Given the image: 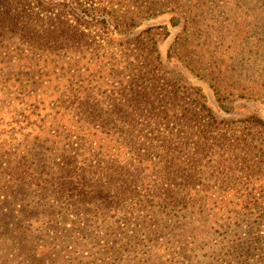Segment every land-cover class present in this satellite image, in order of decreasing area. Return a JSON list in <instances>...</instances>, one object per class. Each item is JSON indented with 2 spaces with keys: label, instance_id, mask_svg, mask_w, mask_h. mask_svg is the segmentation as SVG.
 <instances>
[{
  "label": "trees",
  "instance_id": "1",
  "mask_svg": "<svg viewBox=\"0 0 264 264\" xmlns=\"http://www.w3.org/2000/svg\"><path fill=\"white\" fill-rule=\"evenodd\" d=\"M168 1L134 0L118 25L127 20L134 23L145 11L156 13ZM52 4V0H48L45 6L37 8L36 13L30 11L28 14L24 9L20 10L18 2L0 0L1 75L9 76L16 67L27 63L26 69L39 76L40 84H31L30 99L35 106L31 105L26 111L42 126L26 122L24 130L30 133L35 129L48 128L57 132L59 129L72 132L74 136L90 135V132L105 135L103 131H112L115 135L118 132L125 138L123 149L127 148L126 158L132 159L133 166L123 169L124 172L118 168H105L93 174L92 182L99 185L115 183L121 181L117 178L119 175L148 183L154 178L158 189L151 197L173 201L172 209L178 212L163 210L141 216L139 222L151 225L146 228L148 232H139L136 229L139 222L131 224L132 219L123 212H102L96 217L86 210L82 205V193L64 187L59 181L62 177L59 164L54 165L56 174L50 176L45 170H39L38 174L33 168L43 166L42 156L33 153L32 149L29 151L31 156L18 159L0 151V182L9 180L26 186L25 190L23 185L16 184V188L10 190L13 208L9 207L10 212H7L8 208L0 212V264H60L63 246L73 244L78 248L88 234L94 243L92 264H221L232 259L239 260V264H264V233L258 231L264 223V158L258 163L254 160V150L263 147L264 138H255L251 131L245 135L216 132L221 127L200 88L193 93L198 103L188 101L187 108L171 104L170 108L164 109L171 113L170 116H160L164 112L154 104L149 105L152 111H157L156 114L146 117L136 127L134 116L140 112L139 99H134L132 104L121 100L122 104L116 105L111 101L109 104L99 101L92 104L90 99L83 98L80 102H71L70 107L65 106L62 99L72 100L80 90L73 87L71 79L64 81L56 73L71 72V67L85 61L86 57L71 55L67 51L62 53L66 49L64 45H68L65 42L75 41L72 30L78 28L70 29L57 18H44V13L55 8L56 3ZM97 9L93 10L101 16L103 11L100 13ZM82 13L92 17L91 12L77 4L74 14L78 19H84ZM106 59L96 62L98 74L114 67L111 59ZM65 83L67 85H62ZM140 84L138 79L134 80L137 88ZM2 91L0 88L3 95ZM135 96L150 97L144 91L136 92ZM198 106L207 112V118L198 119L190 113ZM73 111L82 116L76 122H73ZM126 112L128 119L124 118ZM47 117L49 120L45 121ZM242 123L261 128L264 135V121L249 118ZM229 124L224 123V127ZM3 125L0 122V128ZM19 134L25 137L24 131ZM108 143L103 145L108 148L103 152L104 159L119 158L122 147L111 156ZM3 146L0 144V148ZM75 150L70 147L66 154L70 156ZM155 154L159 159L156 164L149 157ZM68 159L71 158L62 160ZM258 181H262L261 184ZM104 187L99 188L105 191ZM257 192H260L258 196ZM31 195L39 198L34 204ZM67 197L73 202L70 205L75 207L55 210L54 206L66 203ZM114 198H119L118 194ZM23 208L29 211L24 212ZM41 221L43 224L39 226ZM93 225L96 226L94 230ZM126 226H131V235L124 229ZM142 233L144 239L138 236ZM217 238L222 239L214 242ZM110 241L115 245L108 246ZM126 241L128 245H125ZM254 256H257L254 262H246ZM90 259L91 256L87 258Z\"/></svg>",
  "mask_w": 264,
  "mask_h": 264
},
{
  "label": "rangeland",
  "instance_id": "2",
  "mask_svg": "<svg viewBox=\"0 0 264 264\" xmlns=\"http://www.w3.org/2000/svg\"><path fill=\"white\" fill-rule=\"evenodd\" d=\"M12 1L18 2L20 10L24 9L28 14L30 11L36 13L41 5L37 2L44 4L41 6L48 2ZM132 1L52 0V5L56 3L55 8L44 13L43 17L62 20L70 29L75 26L78 28L72 30L75 41L65 42L64 44L68 45H64L66 49H63L62 53L67 51L71 55L86 57L85 61L72 66L71 72L56 73L57 76L63 77L64 81L71 79L73 87L80 90L72 100L62 99L65 106L70 107L71 102H80L83 98L90 99L92 104L98 101L109 104L111 101L116 105L122 104V101L132 104L134 99H139L140 112L134 116L136 127L146 117L156 114L157 111H152L149 105L154 104L158 110L163 111L164 114L160 116H170L171 113L164 109L170 108L171 104L187 108L188 101L198 103L199 100L195 101L193 93L196 88H200L208 98L207 106L211 108L218 126L221 127L216 132L241 135L251 131L255 138L263 139L261 128H251L248 123H242L249 118L264 121L263 0H169L156 13L145 11L134 23L127 20L118 25L122 18L124 19L125 11L131 8ZM77 4L91 12L92 17L82 13L84 19H78L74 14ZM25 5L26 8H23ZM96 8L100 13L103 11L101 16L98 11L94 12L93 9ZM98 58H110L114 67H108V70L98 74ZM26 68L27 63H23L9 76L1 75L0 72V88L3 90V95L0 94V122L4 124L0 128V144H4L3 148H0L2 153L7 152L12 159H18L31 156L29 151L32 149L33 153L42 156L40 160L43 168L41 164L40 168H33L37 169L38 174L39 170H45L50 176L56 174L54 165L59 164V175H62L59 181L66 188L79 190L82 193V205L96 217L102 212H123L127 218L132 219V224L135 221L138 223L141 216L145 217L151 212H178L172 209L175 204L173 201L151 197L152 194H157L158 189L154 178L148 183L142 180L132 181L119 175L117 178L121 181L115 183L99 185L92 182L93 174L100 173L105 168H118L124 172L123 169L133 166L132 159L126 158L127 148L123 149L125 138L119 136L118 132L115 135L112 131H103L105 135H92L90 132V135L74 136L72 132L59 129L58 132L48 128L35 129L30 133L24 130L26 122L42 126L26 111L31 105L35 106L34 101L30 99L31 84H40L37 80L39 76H34ZM136 79L141 82L140 88L134 85ZM140 91L147 92L150 97L135 96L136 92ZM190 113L198 119L207 118V112L200 106ZM80 117L82 116L78 111H73V122ZM124 118L128 119V112L124 113ZM47 120L48 117L45 121ZM224 123L230 124L224 127ZM21 131L25 133L24 138L19 134ZM108 141L112 149L111 156L122 147L119 158L114 156L110 160L104 159L103 152L108 148L103 145ZM70 147L76 150L69 156L66 151ZM263 147L254 150L256 163L264 158ZM64 157L71 159L62 160ZM149 157L154 164L159 161L157 154ZM134 165H137L136 162ZM261 182L258 181V184ZM16 184L23 185L26 190L25 183H12L9 180L0 182V212H5V208L10 212V208H13L10 190H14ZM100 186H105V191L99 188ZM116 194L119 198L112 199ZM258 194L260 192H257V196ZM38 200L39 198L31 195L32 204ZM71 203L73 202L67 197L66 203L54 206V209L74 208L75 205H70ZM23 211L27 212L29 209L23 208ZM128 213L133 215H127ZM42 224L41 221L39 226ZM149 225L151 224L142 221L137 224L136 229L139 232H148L146 228ZM96 226L93 225L92 230L96 229ZM130 227H124L129 235ZM42 230L45 231L44 226ZM258 231L264 233V223L259 226ZM138 236L145 238L143 233ZM221 239L217 238L214 242ZM100 242L103 243V240ZM135 243L140 244L138 241ZM93 245L92 236L89 234L80 241L78 248L73 244L64 245L60 264H92ZM114 245L113 241L108 242V246ZM125 245H128L127 241ZM89 256L91 259L87 260ZM256 258L257 256L251 257L246 262H254ZM221 264H239V260L232 259Z\"/></svg>",
  "mask_w": 264,
  "mask_h": 264
}]
</instances>
